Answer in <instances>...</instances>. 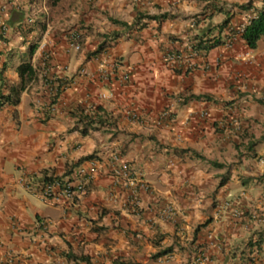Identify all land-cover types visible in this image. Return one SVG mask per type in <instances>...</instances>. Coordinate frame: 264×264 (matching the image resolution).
I'll use <instances>...</instances> for the list:
<instances>
[{
	"label": "crops",
	"instance_id": "crops-1",
	"mask_svg": "<svg viewBox=\"0 0 264 264\" xmlns=\"http://www.w3.org/2000/svg\"><path fill=\"white\" fill-rule=\"evenodd\" d=\"M262 5L61 0L45 13L43 0H0V93L22 62L38 73L17 105L0 103V264H200L204 252L203 264H264V37L191 47ZM103 68L116 71L100 81ZM98 106L104 126L84 135L75 113ZM93 165L74 207L19 182Z\"/></svg>",
	"mask_w": 264,
	"mask_h": 264
},
{
	"label": "trees",
	"instance_id": "trees-1",
	"mask_svg": "<svg viewBox=\"0 0 264 264\" xmlns=\"http://www.w3.org/2000/svg\"><path fill=\"white\" fill-rule=\"evenodd\" d=\"M61 0H46L47 6L50 8V10H53L54 7L60 3ZM263 5L260 7V9L257 10V14L255 17L251 18L249 23L244 25L241 30L238 29H231L230 34L225 37L223 35L224 30L229 25V20H225L219 28L213 31V28L208 27L203 32L199 33V35L196 37L194 43L192 44V52L193 53H207L212 48H215L219 45L225 44L228 39H233L234 36L237 34H241V37L246 41L249 47L255 48L258 44V41L264 37V0ZM243 8L248 7V5H242ZM155 18V17H152ZM142 23V27H143ZM103 45H101L99 48H97L95 51L91 53V55L97 54L102 51ZM35 52V47L31 48V53L33 54ZM18 73H19V81L14 82L11 84H7V92L6 93H0V103L1 105L4 104H13L17 105L21 100L22 93L28 89L31 82L35 81L37 79L38 73L37 69L34 67L33 63H31L29 60L22 62L18 67ZM2 74V72H1ZM1 80L3 81L4 78L1 76ZM5 81V80H4ZM3 81V85L5 84ZM58 85L56 88V95L53 100V103L56 102L59 94L62 92L64 86L67 81H62V79L57 80ZM6 85V84H5ZM94 115H97L96 118H93V115L91 113H88L85 108L80 109V113L76 114L75 116L78 117V121L83 123V127L81 128V132L85 135L88 133L89 130H95L100 129L102 126H104V119L103 116H101V112H103V109L101 107H96V109L93 111ZM170 249H167L165 251H161L159 255L167 254Z\"/></svg>",
	"mask_w": 264,
	"mask_h": 264
},
{
	"label": "built area",
	"instance_id": "built-area-1",
	"mask_svg": "<svg viewBox=\"0 0 264 264\" xmlns=\"http://www.w3.org/2000/svg\"><path fill=\"white\" fill-rule=\"evenodd\" d=\"M29 21L32 22V19H29ZM72 45L75 49L77 50L80 49L78 37H75V41L72 43ZM166 59L169 61H176V58L174 57V55H168ZM130 70L131 69L129 68L124 69L121 75L117 78L118 81L128 80L129 75H130ZM115 71H116V68L112 70L110 69L105 70V68L101 69L98 72L100 81L108 80L111 75L110 73L112 72L114 74ZM54 95H56V93H54ZM168 112H170V110L166 111L167 114ZM130 113L131 112L129 110L127 114H130ZM131 114L133 118L138 117L137 113H131ZM206 114L207 113L204 112V116H206ZM94 167L95 166L93 165V168L89 170V173H86V169L81 168L76 173V175H73V176L70 175V176H67V178L57 179L52 182H49L47 185L43 187L41 186V191L39 192V194H41L42 196L46 198H53L56 201H59V200L63 201L64 204H67L72 207L77 206V204L81 202V200L87 193L89 183L93 177V172L95 171ZM145 188L147 187L145 186ZM135 202H137V200H135ZM232 202L233 201L231 200H227L223 203L222 206L230 207ZM233 214L237 217H240L243 215L239 209L233 210ZM204 253H201V255H198L196 258L197 262L200 264L207 263L209 260V257Z\"/></svg>",
	"mask_w": 264,
	"mask_h": 264
},
{
	"label": "clouds",
	"instance_id": "clouds-1",
	"mask_svg": "<svg viewBox=\"0 0 264 264\" xmlns=\"http://www.w3.org/2000/svg\"><path fill=\"white\" fill-rule=\"evenodd\" d=\"M43 6H44V12L45 13H47L48 12V6H47V4H46V0H43ZM35 13H33V15H34ZM29 23H30V21H28ZM33 22V21H32ZM31 22V23H32ZM142 26L141 25H139V27L137 28V29H139V28H141ZM79 40V39H78ZM79 44H80V40H79ZM80 46H81V44H80ZM129 117L130 118H133L132 117V114H130L129 115ZM133 119H137V120H139V118L137 117V118H133ZM86 169L84 166L82 167V166H80L79 168L77 167L74 171H72V172H69V171H66L64 174L62 173V174H56V173H54V172H52V173H48V171H45V170H42V171H40L39 173L40 174H38V175H35V176H28V180H27V178H24L25 176H23L20 180H19V182L22 184L23 183V185L25 186V189L26 188H30V187H32L33 185H34V183L36 182V180L37 179H40L41 180V186L43 187V186H45V185H47L49 182H52V181H54V180H57V179H62V178H67V176H70V175H76V173L80 170V169ZM87 170V169H86ZM89 173V172H88ZM90 183H91V181H90ZM89 183V184H90ZM40 186V187H41ZM89 187V186H88ZM35 191V195H37V196H39V197H41L42 199H46V200H54L53 198H46V197H44V196H42L41 194H39V192L41 191V188H37V189H35L34 190ZM87 192H88V189H87ZM87 194V193H86ZM85 194V195H86ZM84 198V197H83ZM54 201H56V200H54ZM60 201V200H59ZM201 252H199V254H200ZM198 256V255H197ZM208 256V255H207ZM209 261V260H208ZM13 264H16V262H13Z\"/></svg>",
	"mask_w": 264,
	"mask_h": 264
},
{
	"label": "rangeland",
	"instance_id": "rangeland-1",
	"mask_svg": "<svg viewBox=\"0 0 264 264\" xmlns=\"http://www.w3.org/2000/svg\"><path fill=\"white\" fill-rule=\"evenodd\" d=\"M90 24H91V22H90ZM40 186H41V180L37 179L32 187H30V188L28 187V188L24 189L23 191L25 193L29 192V193L35 194L34 190L37 189V188H41Z\"/></svg>",
	"mask_w": 264,
	"mask_h": 264
}]
</instances>
